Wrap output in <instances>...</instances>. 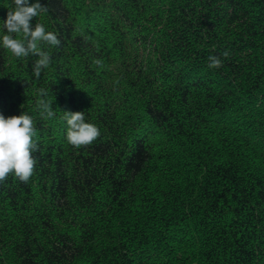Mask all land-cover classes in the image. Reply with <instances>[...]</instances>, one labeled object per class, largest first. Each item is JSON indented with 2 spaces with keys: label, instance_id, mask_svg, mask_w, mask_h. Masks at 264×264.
<instances>
[{
  "label": "trees",
  "instance_id": "16d2710c",
  "mask_svg": "<svg viewBox=\"0 0 264 264\" xmlns=\"http://www.w3.org/2000/svg\"><path fill=\"white\" fill-rule=\"evenodd\" d=\"M40 2L38 79L0 41V114L39 146L0 184V264H264V0ZM64 111L100 137L70 145Z\"/></svg>",
  "mask_w": 264,
  "mask_h": 264
},
{
  "label": "clouds",
  "instance_id": "9594fccd",
  "mask_svg": "<svg viewBox=\"0 0 264 264\" xmlns=\"http://www.w3.org/2000/svg\"><path fill=\"white\" fill-rule=\"evenodd\" d=\"M13 3L15 7L7 12V17L3 20L7 34L0 41L16 58L38 57L32 64L33 75L38 79L42 70L52 63L51 53L44 50L43 46L58 47L61 41L56 33L47 31L43 23L33 25V19L48 11L40 0L32 3L30 0H13ZM222 55L227 58L229 52L224 51ZM208 61L209 68L223 65V61L215 55H210ZM94 63L102 66L100 60H95ZM39 95L47 97V90L40 89ZM53 102L54 100L47 99L38 101V108L48 118L55 116ZM63 119L68 126L67 142L73 147L89 146L101 135L98 126L86 122L84 111H64ZM36 136L37 130L32 116L24 112L8 117L0 114V184L6 182L10 175H14L21 182H29L37 163L33 153L39 150L34 139Z\"/></svg>",
  "mask_w": 264,
  "mask_h": 264
}]
</instances>
